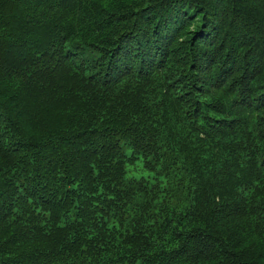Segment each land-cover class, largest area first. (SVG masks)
<instances>
[{"label":"trees","instance_id":"trees-1","mask_svg":"<svg viewBox=\"0 0 264 264\" xmlns=\"http://www.w3.org/2000/svg\"><path fill=\"white\" fill-rule=\"evenodd\" d=\"M0 264H264V0H0Z\"/></svg>","mask_w":264,"mask_h":264}]
</instances>
